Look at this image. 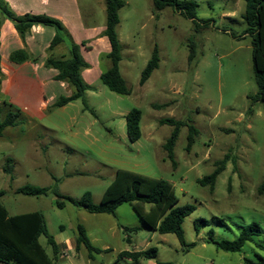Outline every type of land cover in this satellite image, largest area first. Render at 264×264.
Segmentation results:
<instances>
[{"label":"rangeland","instance_id":"rangeland-1","mask_svg":"<svg viewBox=\"0 0 264 264\" xmlns=\"http://www.w3.org/2000/svg\"><path fill=\"white\" fill-rule=\"evenodd\" d=\"M186 1L198 4L195 21L169 7L168 16L156 23L151 18V12L156 11L153 0H124L117 26L122 56L119 66L130 95L110 91L99 78L91 84L83 79L91 85L84 96L89 108L86 110L79 100L66 111L54 109L41 122L27 120L22 106L0 92V121L8 112L19 116L0 137V191L5 192L1 203L10 215L40 211L57 242H75L77 226L85 225L99 239L96 247L108 245L112 250L95 254L91 264H135L117 260V254L123 249L150 247L158 249L157 259H143L138 264H157V260L245 264V256L257 260L255 252L264 257V251L256 249L254 243H246L239 252H227L205 241L211 234L215 240H234L252 222L264 231V195L258 192L264 182V109L260 101L252 99L258 86L252 36H243L248 26L243 18L245 0ZM84 2L80 0L81 5ZM82 11L85 27L106 21V11L96 3L92 9L85 5ZM69 40L65 39L64 46ZM155 47L159 67L141 85L142 71ZM192 47L195 58L190 62ZM109 66L110 62L99 68L105 71ZM133 108L142 112V136L134 143L128 139L125 119ZM163 118L184 123L174 147V161L163 148L174 127L161 124ZM189 126L198 131L190 147ZM8 157L12 159L11 175L3 171ZM224 159L227 161L214 191L210 185L202 186L198 180L210 175ZM118 169L167 180L176 189L178 205L196 207L183 224L186 242L195 243L189 251L173 234L152 233L130 204L121 205L115 216L107 217H95L68 203L64 209L56 206L58 196L80 200L86 193L93 203H99ZM21 187L47 188L48 193L28 196L17 193ZM200 218L208 224L198 233L193 222ZM121 226L141 230L127 232ZM127 235L132 238L131 245L125 240ZM255 241L264 244V234ZM39 242L52 257L47 238L41 236ZM73 254L84 264L89 262L83 245L69 257Z\"/></svg>","mask_w":264,"mask_h":264},{"label":"trees","instance_id":"trees-1","mask_svg":"<svg viewBox=\"0 0 264 264\" xmlns=\"http://www.w3.org/2000/svg\"><path fill=\"white\" fill-rule=\"evenodd\" d=\"M106 5V28L103 32L111 45V51L107 55L110 59L111 66L102 72L100 76L101 82L109 88L110 91L119 95H130L131 89L120 72L121 42L117 33V26L120 23L119 11L125 6L124 0H104ZM197 3L193 1L178 0H154V8L156 11L166 7H172L179 14L185 16L191 21L197 18ZM0 12L5 19L10 20L22 40L25 39L26 33L34 25H46L55 28L56 34L48 48L50 55L48 56L45 66L54 68L58 71L55 76L56 80L67 82L73 92L70 96H61L53 105L58 108L67 105L76 100H82L85 109L89 107L85 101V92L90 88L82 77L83 70L89 68L80 51V45L75 43L70 37L69 32L64 24L57 18L45 14H25L18 16L14 14L9 6L0 1ZM243 18L247 23V29L243 36H252V62L253 72L255 75L258 92L253 96L254 101H260L264 109V0H245V10ZM69 47L67 46L68 56L56 57L51 52L59 45L65 43L67 37ZM84 45V43H82ZM194 47L191 48L189 55L190 62L195 58ZM10 60L15 63H23L35 58L27 50H17L11 53ZM1 61V55H0ZM160 57L157 47L154 48L151 58L148 60L146 67L142 71L140 84L144 85L151 77L153 71L159 67ZM1 68H0V84H1ZM18 114L8 112L6 117L0 121V137L7 127L14 126L18 119ZM127 135L130 142L138 141L142 136L141 119L142 112L137 108L130 110L125 116ZM161 124H168L174 129L170 137L166 140L163 148L168 153L170 160L174 161V147L180 134V129L184 124L180 120L173 118H163ZM194 126L188 129V147L193 142L194 135L197 134ZM227 160H222L210 175L200 178L198 182L202 186L210 185V190L214 191L215 183L218 176L223 171ZM12 159L7 158L6 166L3 171L12 174ZM175 165V162H173ZM258 192L264 195V182L258 187ZM28 196H40L48 193L47 188H30L21 187L17 190ZM5 192L0 191V197ZM178 197L173 184L164 179H155L139 173L128 170L118 169L115 177L105 190L99 203H93L90 200L89 193L80 199L75 200L69 196H58L56 206L60 209L66 204L83 208L93 214H110L114 215L118 207L123 204H130L135 214L144 223L150 231L159 234L175 235L185 251H189L195 243H187L183 224L187 217H190L196 207L192 204L178 205ZM208 224L204 218L196 219L193 222L196 232H200L202 228ZM124 231L137 232L140 227H123ZM264 231L257 222H252L242 228L239 235L234 240H215L211 234L206 238V242H212L216 246L227 252H239L246 243H254L255 248L264 251V244L256 242V237L262 236ZM41 236L47 238L48 244L53 249V256H49L39 239ZM77 247L83 245L92 256L94 252H101L100 249L93 246L83 225L77 226ZM59 248L56 240L50 235L44 215L40 211H33L23 214L10 215L7 209L0 201V262L5 264H57V255ZM120 255V256H119ZM118 255V259H126L131 261H140L143 259H157L158 249L150 247L141 251H122ZM257 260H253L247 256L243 258L245 264H264V257L255 252ZM157 264H173L172 262L156 261Z\"/></svg>","mask_w":264,"mask_h":264},{"label":"crops","instance_id":"crops-1","mask_svg":"<svg viewBox=\"0 0 264 264\" xmlns=\"http://www.w3.org/2000/svg\"><path fill=\"white\" fill-rule=\"evenodd\" d=\"M5 1L17 15L45 14L57 18L69 30L73 37V40L76 43L82 44L84 43V41H86V46H81V52L83 54V57L87 58L86 61L89 63L90 67L83 70V79L87 81L88 84L93 83L98 78L100 79L103 71L99 68V66L103 63L106 64L110 62V59H108L107 55L111 51V45L108 38L103 34L106 28V21L103 24L97 23V25H95L94 27H85L83 25L84 23L82 22V8H84L86 5L88 8L92 9L94 3H96L101 7L103 11H106L104 0H85V4L83 5H81L80 0ZM152 5L154 7V0L152 2ZM168 8L169 7H166L155 12L152 11L151 18L156 23H159L163 18L168 16L166 14ZM93 13L94 11H92L91 14L93 15ZM55 34V28L51 26L34 25L26 33L25 39L22 40L13 23L10 20L2 17L0 13V68L2 73L0 92L3 96L9 97L11 102L13 101L17 104H20L23 108L25 118L30 121L31 119H35L42 122L43 120L49 118V113L54 109L66 111L67 109H69V107L75 106V102L79 101L76 100L68 103L65 106L53 108V105L58 100V98H60L61 96H70L73 92L71 86L67 82L55 79V76L58 74V71L56 69L47 68L45 66V62L50 55V53L48 52V48ZM64 45L65 43L57 46L51 53L56 57L68 56L66 54L68 53L67 47ZM60 46L62 48H60ZM17 50H27L33 56V58L36 59V61L28 60L23 63H15L11 61V53ZM85 53L87 55H85ZM62 93H64L65 95H60ZM70 120H72V122L75 121V116H71ZM49 127L58 128V126ZM45 128H47V126H45ZM52 128L48 129L51 130ZM64 208H66V206ZM91 214L95 217H107L106 215H109L93 213ZM83 226L91 243L93 244V246H95L94 244L99 239L93 237L92 233L88 231L86 226ZM121 227L123 228L125 226ZM151 232L153 233V231ZM125 240L128 244H132V238L130 236L127 235L125 237ZM57 244L59 248V254L57 255V264H60L59 261L62 259L65 260L62 264H84L78 254H73L71 258L69 257V254L73 250L77 251L78 253L80 249V247H77L76 238L75 242L67 240L63 242H57ZM96 248L100 249L101 252H94L92 256H89L88 253L89 262H87V264H91L93 261H95V254L101 255L104 252L112 251L108 247V245H102L101 247ZM122 251L137 250L123 249ZM119 253L117 254V257ZM117 260L120 259L117 258ZM132 262L138 264L140 261ZM0 264L5 263L0 262Z\"/></svg>","mask_w":264,"mask_h":264},{"label":"bare ground","instance_id":"bare-ground-1","mask_svg":"<svg viewBox=\"0 0 264 264\" xmlns=\"http://www.w3.org/2000/svg\"><path fill=\"white\" fill-rule=\"evenodd\" d=\"M120 256V255H119Z\"/></svg>","mask_w":264,"mask_h":264}]
</instances>
